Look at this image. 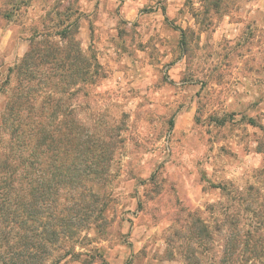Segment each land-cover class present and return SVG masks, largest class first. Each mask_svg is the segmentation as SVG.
Instances as JSON below:
<instances>
[{
    "label": "rangeland",
    "instance_id": "rangeland-1",
    "mask_svg": "<svg viewBox=\"0 0 264 264\" xmlns=\"http://www.w3.org/2000/svg\"><path fill=\"white\" fill-rule=\"evenodd\" d=\"M69 25L103 76L74 77L59 103L90 132L122 131L106 208L61 264H182L189 212L214 226L263 207L264 0H0V126L17 64Z\"/></svg>",
    "mask_w": 264,
    "mask_h": 264
},
{
    "label": "trees",
    "instance_id": "trees-1",
    "mask_svg": "<svg viewBox=\"0 0 264 264\" xmlns=\"http://www.w3.org/2000/svg\"><path fill=\"white\" fill-rule=\"evenodd\" d=\"M69 27L46 35L61 34L65 43L42 41L43 48H32L17 64V84L1 115L8 138L0 151V264L81 258L75 245H83L82 231L92 228L90 219L97 220L111 196L115 132L122 127L112 124L103 135L95 124L90 132L59 103L71 94L74 77L95 85L103 76L94 52L86 57ZM181 229L172 235L182 242L171 256L182 264H264V205L250 216L224 213L214 226L189 212Z\"/></svg>",
    "mask_w": 264,
    "mask_h": 264
}]
</instances>
